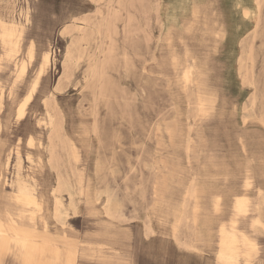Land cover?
Returning a JSON list of instances; mask_svg holds the SVG:
<instances>
[{"label": "rangeland", "instance_id": "obj_1", "mask_svg": "<svg viewBox=\"0 0 264 264\" xmlns=\"http://www.w3.org/2000/svg\"><path fill=\"white\" fill-rule=\"evenodd\" d=\"M0 16L23 22L21 58L35 45L18 78L19 59L0 44V214L38 242L28 264H218V229L244 194L236 224L256 249L241 264H264V224L252 226L257 214L264 223V0H0ZM193 57L202 74L186 92ZM198 84L212 108L199 106ZM16 147L27 191L45 207L36 225L15 201L16 159L5 168Z\"/></svg>", "mask_w": 264, "mask_h": 264}, {"label": "bare ground", "instance_id": "obj_2", "mask_svg": "<svg viewBox=\"0 0 264 264\" xmlns=\"http://www.w3.org/2000/svg\"><path fill=\"white\" fill-rule=\"evenodd\" d=\"M198 13L199 12L196 9L193 10L192 19L194 21L197 20ZM247 14L249 13H248V10L246 9L244 11V15L247 16ZM25 19L29 20L28 12H26L25 14ZM256 22H257V19H256ZM222 26L224 30L223 40H225L227 37V29L223 22H222ZM68 28L69 27L66 26L62 31H67ZM77 30H79L82 34L80 35L79 40L80 41L84 40L85 33L83 29H77ZM24 31H25V27H24L23 22H21V20L19 21L16 19H12V20L7 21L3 16H0V44L6 50L7 58L14 59L15 62L16 60L19 59L16 62V67H17L16 72H17L18 78L24 76V74L27 71L28 66L35 61V45L33 42H31L30 45L28 46L29 51L27 53V60H24V58L20 57L21 56V46L23 43L22 41L24 38ZM188 31H190V29H188ZM72 44L67 49L66 61L64 63L65 72L67 73L69 71V63L74 58V50L72 48L73 46ZM6 57L0 58V68L1 69H2V62L3 60L6 59ZM194 58L195 57H193L192 60L187 59L184 61L182 78H183L184 87H185L186 92L189 90V86L191 85V83L194 82L196 74L197 73L202 74V71L199 69ZM53 62H54L53 52H51V50L44 52V54L41 57L35 77L30 82L26 94L23 96L21 101L16 106V112H17L18 118L22 117L25 114V112L30 108V106H32L35 100V96L40 90L43 76L48 72V69L53 64ZM61 88H62V83L59 82L56 85V89L60 90ZM198 91H199V94L201 95L199 97V106L205 110L209 107L212 108L214 106L215 99L211 97H207L205 92L201 90V87L199 84H198ZM2 94H3V91L0 92V113L3 111L2 110L3 109ZM53 96H54V93L52 94V97ZM0 127H1V124H0ZM28 145L31 148L36 147L32 139L28 141ZM73 149H74V153L77 154V151L75 150L74 146H73ZM28 158L29 160L33 161V159L30 156ZM14 159H16V178H15L14 183L17 186L15 201L18 204L23 205V207L26 208V210L31 211V214L29 215L30 221L31 223L36 225L42 213L44 212L45 207L38 196L31 194L30 192L27 191L26 181L21 176V169L23 167L24 159H23V154L21 153L19 148H17L16 150L13 149L10 151V154L6 158L5 168L9 170L12 166ZM34 179L35 177H32V180ZM7 183H10V182H7ZM193 196H195V194H193ZM112 205L113 204L109 200L108 204L106 205L109 213H111L112 211V208H113ZM248 207H249L248 195L244 194V195L238 196L234 200V203L232 206L233 216L231 218L230 224L227 225L224 223L220 225L218 229V237H219L218 251H217L218 264H241V258L243 257L249 258L252 255V252L256 249V243L254 239L251 238L247 233L239 229V227L236 224L237 217L239 215L240 216L245 215L248 211ZM196 218H197L196 216L193 217L194 222L196 221ZM9 219H10V224H11L10 227L3 220L0 214V264H2L4 257L7 255L12 256L13 259L17 261L19 264H28L31 262L33 255L38 251V242L32 237L30 232L25 231V230H22V231L19 230L14 218H11L9 216ZM182 220L183 218L180 217L179 221H182ZM263 224L264 223L259 214L253 216L252 226L263 225ZM47 264H64V263H63V259L59 258V260H56V261H53Z\"/></svg>", "mask_w": 264, "mask_h": 264}, {"label": "crops", "instance_id": "obj_3", "mask_svg": "<svg viewBox=\"0 0 264 264\" xmlns=\"http://www.w3.org/2000/svg\"><path fill=\"white\" fill-rule=\"evenodd\" d=\"M26 119V118H25ZM18 144V143H17ZM28 148V150H32L33 148H29V147H27Z\"/></svg>", "mask_w": 264, "mask_h": 264}]
</instances>
